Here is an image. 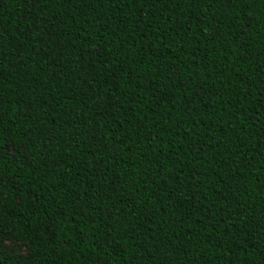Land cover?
Here are the masks:
<instances>
[{
  "label": "trees",
  "instance_id": "16d2710c",
  "mask_svg": "<svg viewBox=\"0 0 264 264\" xmlns=\"http://www.w3.org/2000/svg\"><path fill=\"white\" fill-rule=\"evenodd\" d=\"M0 264H264V0H0Z\"/></svg>",
  "mask_w": 264,
  "mask_h": 264
},
{
  "label": "rangeland",
  "instance_id": "374dc122",
  "mask_svg": "<svg viewBox=\"0 0 264 264\" xmlns=\"http://www.w3.org/2000/svg\"><path fill=\"white\" fill-rule=\"evenodd\" d=\"M0 248L9 255L26 256L27 248L22 241H17L11 238L0 239Z\"/></svg>",
  "mask_w": 264,
  "mask_h": 264
}]
</instances>
